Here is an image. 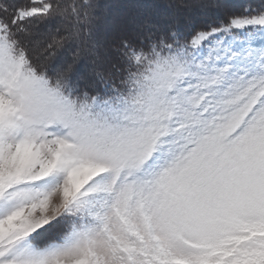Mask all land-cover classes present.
<instances>
[{
    "label": "snow or ice",
    "instance_id": "1",
    "mask_svg": "<svg viewBox=\"0 0 264 264\" xmlns=\"http://www.w3.org/2000/svg\"><path fill=\"white\" fill-rule=\"evenodd\" d=\"M99 6L0 0V264H264V0Z\"/></svg>",
    "mask_w": 264,
    "mask_h": 264
},
{
    "label": "rangeland",
    "instance_id": "2",
    "mask_svg": "<svg viewBox=\"0 0 264 264\" xmlns=\"http://www.w3.org/2000/svg\"><path fill=\"white\" fill-rule=\"evenodd\" d=\"M145 1V0H143ZM142 0H100L99 8L97 9V15L99 17L97 26V38L103 43L107 40L114 28L120 27L125 32L130 33L135 24L140 21L138 18L145 16L147 12L144 7H147L145 2ZM166 2V1H165ZM217 3L221 5L219 8H212L209 11V15L212 14H226L229 16L230 12L228 10H239L241 5L248 4H258L259 0H216ZM165 4V3H164ZM134 8L141 9V13L134 10ZM186 15H191L194 19H202L205 16L199 9L193 8L191 11L185 12ZM156 14H152V18ZM208 15V16H209Z\"/></svg>",
    "mask_w": 264,
    "mask_h": 264
},
{
    "label": "trees",
    "instance_id": "3",
    "mask_svg": "<svg viewBox=\"0 0 264 264\" xmlns=\"http://www.w3.org/2000/svg\"><path fill=\"white\" fill-rule=\"evenodd\" d=\"M100 2V0H98ZM143 1V0H142ZM166 0H157V3H158V7H150L149 5H147L146 3V6L147 7H144V10L148 13L149 11H151V13L153 14H156L155 17L153 18L154 20H158L160 19V17L162 15H164V13L166 12V9L164 8V3H165ZM258 1V0H257ZM145 2V1H143ZM260 2V0H259ZM248 4V3H246ZM254 5V4H253ZM142 9V8H141ZM141 9L139 8H134V10L137 12H140ZM211 9H209L210 11ZM241 9L239 10H228L231 13L233 12H238L240 11ZM141 13V12H140ZM146 16V15H145ZM145 16L142 14V16L140 18H138V20L141 22L145 19ZM205 16V15H203ZM210 17L212 18H215V17H219V20L220 21H223V20H226L228 17H226V14H223V15H218V14H212V15H209V16H205L204 18L202 19H194L191 15H186L185 12L181 13V15L179 16L178 18V22H179V26L180 28L187 34V33H191V32H194L195 30H198L200 29L204 22L206 20H208Z\"/></svg>",
    "mask_w": 264,
    "mask_h": 264
}]
</instances>
